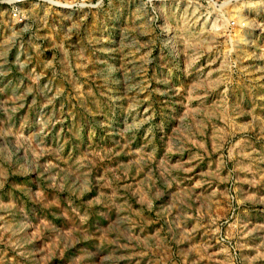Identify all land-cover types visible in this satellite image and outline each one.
<instances>
[{
    "label": "rangeland",
    "instance_id": "rangeland-1",
    "mask_svg": "<svg viewBox=\"0 0 264 264\" xmlns=\"http://www.w3.org/2000/svg\"><path fill=\"white\" fill-rule=\"evenodd\" d=\"M0 264H264V0H0Z\"/></svg>",
    "mask_w": 264,
    "mask_h": 264
}]
</instances>
